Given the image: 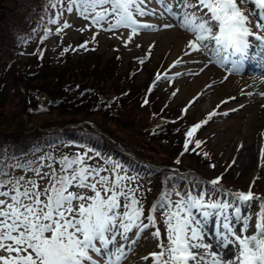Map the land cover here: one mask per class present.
<instances>
[{
    "label": "snow or ice",
    "instance_id": "6c2138e0",
    "mask_svg": "<svg viewBox=\"0 0 264 264\" xmlns=\"http://www.w3.org/2000/svg\"><path fill=\"white\" fill-rule=\"evenodd\" d=\"M152 2L55 0L50 6L56 8L59 4L63 10L50 17L48 23L57 24L65 11H75L101 30L113 34L122 28L130 30L129 43L143 29L179 27L194 37L187 42L184 55L199 52L208 56V63L225 69L224 79L240 73L249 60L264 66V0H253L261 9V19L254 25L256 32L241 7L248 0H155L160 11L149 6ZM146 16H170L174 23L156 26L138 19ZM63 27L70 25L65 22ZM252 36L259 41L255 52L251 51ZM86 46L87 42L81 45ZM182 62L180 58L172 67ZM161 78L170 79L167 74H157L155 79ZM182 111L186 112L187 106ZM215 115V111L209 113L208 119ZM207 122L193 125L185 133L189 138L185 152L190 150L189 144H194L193 152L201 147L202 142L191 137ZM92 151L36 161H21L7 152L0 153V264H123L129 233H143L150 228L154 229L150 236L158 251L141 257L147 264H264V198L251 190L252 185L246 193L225 191L223 195L231 196V200H213V195L220 194L217 186L222 176L208 181L212 192H197L196 182L187 177H179L189 185L181 191L177 176H173L169 178L171 188L145 215L139 185H134L137 177L110 160L106 163L111 167L90 163L94 158L88 153ZM261 153L264 158V148ZM173 195L177 199L173 200ZM253 206L258 209L255 213L251 211ZM157 212L165 226L163 237ZM213 218L215 251L213 243L205 242V229Z\"/></svg>",
    "mask_w": 264,
    "mask_h": 264
},
{
    "label": "trees",
    "instance_id": "16d2710c",
    "mask_svg": "<svg viewBox=\"0 0 264 264\" xmlns=\"http://www.w3.org/2000/svg\"><path fill=\"white\" fill-rule=\"evenodd\" d=\"M50 2L54 3L55 0H0V153L7 152L8 156L18 157L21 161H36L47 156L57 158V150L69 153L83 148L92 149L114 164H120L127 174L132 173L137 177L134 185H139V195L147 205L145 212L166 189L171 188L169 178L173 176H177L176 182L181 191L189 185L179 177L194 180L196 190H213V186L203 178L212 171L208 155L204 156L210 150L206 145L211 137L202 136L208 131V134H212L210 128L213 123L203 125L191 138L201 141V147L193 152L194 144H189L190 150L185 152L184 145L189 139L185 133L193 121L184 115L172 118L170 113L165 112L163 104L162 113L156 116L158 120L150 122L152 129L148 130L149 134L145 133L146 141L140 138L142 136L138 133L139 126L135 125V119L123 116L121 108L135 100L136 104L140 102L137 112L150 108L152 104L154 109V104L163 98L162 92H158L157 86L147 84L142 92L133 83L134 79L126 74L128 82L117 80L112 88L113 99L107 102L99 97V93L107 94L103 88L66 75L65 66L58 61L57 55H50L45 39L51 34L48 20L54 18L61 7L57 4L56 8H52ZM117 55L108 58L106 64L118 61ZM95 56L100 58L102 54ZM67 58L65 61L70 65V57ZM88 58L87 55L85 59ZM87 64H90L92 72L99 74V64L91 63V59ZM113 72L106 75L111 76ZM36 90L51 95L47 106L39 105L36 97L39 92ZM145 100L148 102L145 103ZM155 113H158L157 110ZM85 120L94 122L102 132L94 130L88 123L86 127L66 126ZM25 122L31 124L25 125ZM59 127L63 130L57 131ZM148 139H153V145L160 140L166 141L160 146L167 148L163 152L165 156L151 148ZM119 144L135 156L125 154ZM141 159L151 160L160 166L177 165V168L145 165ZM177 159L179 164L176 163ZM188 168L197 172H187ZM156 217L160 218L159 212Z\"/></svg>",
    "mask_w": 264,
    "mask_h": 264
},
{
    "label": "rangeland",
    "instance_id": "374dc122",
    "mask_svg": "<svg viewBox=\"0 0 264 264\" xmlns=\"http://www.w3.org/2000/svg\"><path fill=\"white\" fill-rule=\"evenodd\" d=\"M241 6H247L248 13H256L257 7L254 6L253 0H248L247 4ZM152 17L155 18L156 16ZM253 19L255 25L254 16ZM65 22L70 27L64 28ZM168 22L174 23L170 16L158 17L156 26ZM61 28L63 31H59ZM52 30L54 33L47 40L50 55H57L58 61L65 66L66 75L75 76L79 81L103 88L107 94L99 93V97L104 101H112V88L117 80L124 83L128 82L126 74L134 79L133 83L139 87V90L142 89V92L146 89V84L148 86L156 82L157 74L168 73V76L175 77V84L168 81L169 79L158 80L161 84L157 86V90L159 93L162 92L163 98L154 104V109H152V104L150 108L147 107L148 109L137 112V104L140 106V102L136 104L135 100L121 108L123 116L135 119V125L139 126L138 133H141L139 135L142 136L138 135L137 137L144 140L147 137L145 133L152 129L150 122L154 119L158 120L156 116L162 113L161 105L163 104L165 105V112L170 113L172 118L183 117V114L186 113V119L193 121L191 125L193 126L200 121L210 120L208 116L211 109L216 108L222 100L233 95L251 93V91L256 90L257 93L254 95H247L230 103L224 102L226 105H223L219 111L228 112L239 108L241 105L243 107H240L237 112H231L228 118H221V116L211 118L214 120L210 128L212 134H208V131L202 136L211 137L206 145L207 148L209 145L210 150L206 152L208 161L215 167L209 175L219 171H222L221 173L226 172L230 181L244 185L246 189L253 184L255 179L252 188L259 189L258 193L264 198V158H262L261 153L262 148H264V135H262L264 134V116L260 111L264 105V95H260V93H264V80L260 78V81L255 83V85H259L256 88L252 86L253 83L247 76L255 74L253 68L242 69L240 73L228 75V78L224 79L226 76L225 69L217 64L208 63V56L199 52H193L190 56L184 55L187 42L194 37L179 27L143 29L129 43L130 30L122 28L113 34L91 26L90 21L79 17L75 11L71 13L65 11L59 23L53 24ZM93 39L96 40L92 41ZM84 42H87V46L94 45L93 49L97 48L96 51H92L93 53L87 54L90 57L88 59H85L87 51H84L87 46L81 47ZM64 49H68V51H64ZM57 51H61L62 54L57 53ZM92 54L93 57H91ZM98 54H102V56L96 58L95 55ZM115 54H118V61L115 60L116 64L114 61L106 64L107 59L115 57ZM67 57H70V65L65 61ZM83 58L84 60H81ZM180 58H183V62L172 67L174 62ZM89 59H91V63L99 64L98 75L92 72L90 64H87ZM140 60H144L145 63L141 64ZM110 71H114L113 74L111 76L106 75ZM36 92L39 91L36 90ZM36 97L39 105L45 107L51 95L46 91H41ZM186 106L187 111H182ZM156 110L158 113H155ZM29 124L31 122H25V125ZM152 141L153 139L147 140L150 147H154L161 155L165 156L163 152H166L167 148L160 146L166 141L160 140L154 145ZM144 145L147 146L146 143ZM76 152L78 151H71L69 155L72 156ZM95 153L93 151L88 153L94 158V164L97 165L106 160L101 155L97 157ZM62 155H66V153H61L58 157L60 158ZM246 163L248 166H245ZM251 211L255 213L258 209L253 206ZM213 219L208 224L215 227V218ZM254 222L253 220L252 223ZM236 227L239 228V225ZM159 228L163 237L165 230L162 227ZM152 231L154 230L148 231L141 237L135 233L129 235V240L124 242L128 255L123 264H147L141 257L149 252L158 251L154 246V238L150 236ZM133 240L136 243H132ZM205 242L208 243L206 236ZM213 251H215L214 248ZM101 263L103 264V261Z\"/></svg>",
    "mask_w": 264,
    "mask_h": 264
},
{
    "label": "bare ground",
    "instance_id": "6f19581e",
    "mask_svg": "<svg viewBox=\"0 0 264 264\" xmlns=\"http://www.w3.org/2000/svg\"><path fill=\"white\" fill-rule=\"evenodd\" d=\"M259 75V74H258ZM258 75H254V76H252L250 79H251V81L253 82V83H256V82H258V81H260V76H258ZM260 111H262V113H263V116H264V107H262L261 109H260ZM257 114V113H256ZM249 158H251V157H249ZM245 166H248L247 165V163L245 164ZM212 220V219H211ZM206 238H207V242L208 243H213V245H214V249H215V239H216V237H215V235H214V232H215V227H213L212 225H209V224H207V226H206ZM216 250V249H215Z\"/></svg>",
    "mask_w": 264,
    "mask_h": 264
}]
</instances>
